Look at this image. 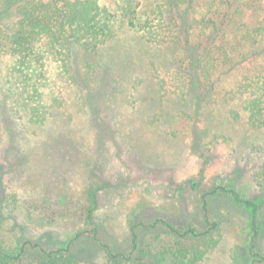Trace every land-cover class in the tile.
Masks as SVG:
<instances>
[{
  "label": "rangeland",
  "instance_id": "obj_1",
  "mask_svg": "<svg viewBox=\"0 0 264 264\" xmlns=\"http://www.w3.org/2000/svg\"><path fill=\"white\" fill-rule=\"evenodd\" d=\"M136 1L146 14L157 2ZM100 3L113 10L107 0ZM122 32L125 35L119 47L103 49L120 100L113 97L106 103L110 132L102 145L96 140L90 126L92 117L72 77L54 76L46 90L49 93L51 89L48 120L42 128L28 124L27 112L19 114L12 104L13 86L8 77L11 60L6 51V32L0 33V236L7 243L35 237L48 245L65 246L75 231L87 230L70 213L74 205L83 202L86 192L98 185V179L108 184L107 189L98 192L93 220L101 243L86 238L74 245L81 264H104L110 250L127 254L134 223L142 246L167 245L168 233L159 226L151 227L152 222L162 218L174 224L191 220L199 225L200 194L218 183L231 182L247 197L261 194L252 179L260 162L246 157L239 146L242 141L260 143L263 139L251 132L237 101L227 94L234 85V75L222 77L212 101L200 113L190 110V117L172 103L170 112L157 108L159 105H148L149 88L158 95L156 74L171 63L172 49L150 45L133 30ZM254 66L264 70V59L259 58ZM77 68L81 80L96 70L93 58L84 59L83 55ZM239 68L236 76L247 73L243 69L253 71L247 63ZM22 97L17 103L20 106L25 103ZM156 109H160L161 121L167 117L185 121L177 126L173 122L167 131L152 128L148 122ZM8 124L13 125L11 131L15 134V156L30 152L26 161L16 166L9 164L10 158L2 157L8 149V134L4 132ZM43 153L46 161L37 162ZM131 154L133 162L128 160ZM92 166L103 171L99 175L95 170L90 176ZM209 210L211 219L219 224L220 239L199 264H257L250 256V212L223 199L212 201ZM257 247L264 249V231Z\"/></svg>",
  "mask_w": 264,
  "mask_h": 264
},
{
  "label": "trees",
  "instance_id": "obj_2",
  "mask_svg": "<svg viewBox=\"0 0 264 264\" xmlns=\"http://www.w3.org/2000/svg\"><path fill=\"white\" fill-rule=\"evenodd\" d=\"M107 1L113 5V10L102 5L101 0H0V33L6 32V51L11 60L8 77L13 86L12 104L19 114L27 112L29 125L42 128L48 120L46 117L52 108L51 89L49 93L46 90L55 80L54 76L72 77L92 117L90 126L96 140L102 145L110 132L106 103L113 97L120 100L110 80V62L103 49L119 47L125 35L122 31L127 29L139 33L150 45L167 46L173 52L171 63L156 74L154 86L158 95L149 88L148 105H159L157 108L161 106L168 112L174 105L181 108L180 113L190 117V110L200 113L212 101L222 77L234 75V85L227 94H231L230 100L237 101L251 132L261 136L263 141H242L239 146L240 151H246V157L260 162L252 179L259 185L261 194L247 197L234 189L231 182L218 183L200 194L199 225L191 220L174 224L169 219H155L151 227L159 226L168 233L167 245L157 248L141 245L134 223L129 252L107 251L104 264H199L220 239L219 224L209 215L210 203L219 199L250 212L253 233L250 256L257 264H264V249L257 247L264 231V70L254 66L259 58L264 59L263 0H157L147 14L140 11L136 0ZM82 55L84 59L93 58L96 70L81 80L77 66ZM245 63L252 66L253 71L243 69L247 73L236 76V70ZM23 95L25 103L20 106L17 103ZM159 111L156 109V115L148 122L152 128L167 131L173 122L177 126L185 121L181 118L172 121L170 117L172 122L168 117L161 121ZM12 129L11 124L5 127L8 149H3L2 157L10 158L9 164L16 166L24 163L30 152H25L21 158L15 156ZM45 157L43 153L37 162H45ZM129 157V162H133V154ZM96 168L92 166L90 176H94ZM96 171L100 175L103 169ZM96 181L98 185L90 188L83 202L74 205L70 213V217L86 225L87 230L75 231L65 246L58 247L35 237L19 238L9 244L0 236V264H81L74 245L86 238L101 243L93 220L98 192L107 189L108 184L101 179ZM12 201L16 202L15 195ZM141 222L146 228L144 220Z\"/></svg>",
  "mask_w": 264,
  "mask_h": 264
}]
</instances>
